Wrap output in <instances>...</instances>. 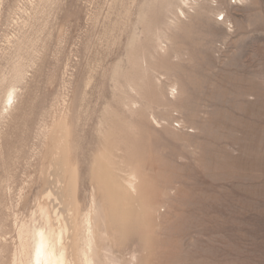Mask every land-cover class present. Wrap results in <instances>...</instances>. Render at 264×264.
<instances>
[{
  "label": "rangeland",
  "instance_id": "374dc122",
  "mask_svg": "<svg viewBox=\"0 0 264 264\" xmlns=\"http://www.w3.org/2000/svg\"><path fill=\"white\" fill-rule=\"evenodd\" d=\"M0 109V264L61 136L75 264H264V0H0Z\"/></svg>",
  "mask_w": 264,
  "mask_h": 264
},
{
  "label": "bare ground",
  "instance_id": "6f19581e",
  "mask_svg": "<svg viewBox=\"0 0 264 264\" xmlns=\"http://www.w3.org/2000/svg\"><path fill=\"white\" fill-rule=\"evenodd\" d=\"M144 17L146 16L144 15ZM23 47L24 43L16 41L11 53L13 58L16 60L20 59L19 54L22 52L21 50H24L22 49ZM19 61H14L15 67H11V71L14 69L12 73L17 79L23 77L25 73L22 66L18 67ZM10 80H12V77ZM16 97L15 86L14 84H10L3 95V109L12 112ZM54 143L51 159L46 170L44 187L40 195L41 197L36 201V208L32 211L29 221L20 223L19 221H15L14 223L18 246H15L11 259L12 264H75L74 259L69 255V244L72 241L71 237L75 227L74 222L76 221V214L72 206V186L70 192L65 191L69 161L66 162L65 160L64 137L61 136ZM130 178L133 181L129 180L127 185L129 189L136 192L134 175H131ZM82 222L85 231L91 233V215L85 214L82 217ZM89 245L90 242H87L84 243V248L80 247L81 264H93L92 259L87 254L92 252ZM0 251L3 252L2 249Z\"/></svg>",
  "mask_w": 264,
  "mask_h": 264
}]
</instances>
